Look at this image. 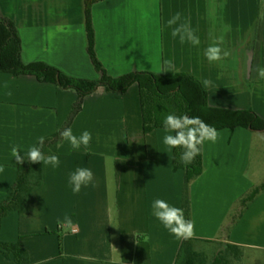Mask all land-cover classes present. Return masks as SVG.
I'll return each mask as SVG.
<instances>
[{"label":"crops","instance_id":"obj_1","mask_svg":"<svg viewBox=\"0 0 264 264\" xmlns=\"http://www.w3.org/2000/svg\"><path fill=\"white\" fill-rule=\"evenodd\" d=\"M176 13L180 20L169 26ZM3 17L16 20L26 63L97 80L93 51L113 77L191 74L211 82V106L253 109L264 118V78L257 76L264 68V0H0ZM180 24L190 25L198 46L173 37ZM218 41L229 55L209 62L204 53ZM78 99L75 89L35 75L0 72V205L18 178L12 147L28 150L57 132ZM71 130L77 137L89 131V147L74 150L63 141L60 167L43 164V184L22 213L5 217L0 241L19 244L31 264H176L183 239L163 227L152 203L182 208L185 171L175 169L164 127L145 131L140 85L124 93L99 86ZM217 131L215 143L204 142L205 171L192 184L195 247L208 253L213 244L216 254L235 244L249 258L231 264H264V191L244 211L240 203L264 184L246 175L255 142L259 157L264 152V130ZM80 167L91 169L94 181L74 193L69 175ZM0 264L19 263L0 253Z\"/></svg>","mask_w":264,"mask_h":264},{"label":"trees","instance_id":"obj_2","mask_svg":"<svg viewBox=\"0 0 264 264\" xmlns=\"http://www.w3.org/2000/svg\"><path fill=\"white\" fill-rule=\"evenodd\" d=\"M94 65L100 73L97 80L69 76L54 66L43 62L26 63L23 59V41L15 19L3 17L0 20V72L12 73L15 76L35 75L41 81L53 82L65 89H75L79 99L65 125L57 132L45 137L43 151L45 155L60 153L64 141L63 130L73 126L75 118L82 111L85 98L94 93L99 86L107 85L111 91L126 92L138 83L141 87L145 131L151 132L164 127L163 119L169 113L188 114L199 117L216 130L224 128L245 127L251 130H264V118L253 109H232L213 107L209 103V91L195 76L187 73L158 75L150 72L136 71L120 77L111 76L103 63L92 51ZM38 146V143L36 144ZM204 146V144H203ZM191 164L179 161L180 149H175V169L185 171V187L182 209L185 218L193 221L192 184L205 171L204 148ZM27 150H21V155ZM43 184V163L18 164V178L9 196L0 205V235L3 220L12 210L23 212L31 193ZM264 191V184L254 187L241 199L244 211ZM193 236L183 239L176 264H231L234 259L243 257V250L235 244L210 255L197 250ZM61 245L63 243L61 241ZM0 253L15 257L19 264H31L29 254L19 244L0 241Z\"/></svg>","mask_w":264,"mask_h":264},{"label":"clouds","instance_id":"obj_3","mask_svg":"<svg viewBox=\"0 0 264 264\" xmlns=\"http://www.w3.org/2000/svg\"><path fill=\"white\" fill-rule=\"evenodd\" d=\"M181 18L180 13H176L169 21L168 25L176 24ZM173 37L179 36L181 42L186 40L191 42L193 46H198L200 43L199 37L191 29L189 24H180L172 31ZM220 41L210 45L205 56L209 62H220L229 55V52L218 46ZM168 64L167 70H172V63ZM166 70V72H167ZM258 78H264V68L257 70ZM203 85L208 87L210 81L204 80ZM11 95V93H8ZM163 126L168 133L163 137V143L169 149H180L179 161L185 165L191 164L195 158L201 154V149L205 141L215 143L218 140V131L211 125H208L199 117L189 116L188 114L176 115L169 113L163 119ZM62 138L69 142L71 148L78 150L81 145L88 148L92 140V134L85 130L79 137L73 134L70 128L63 130ZM38 146L33 145L21 155V149L13 146L11 155L15 158L17 164L43 163L48 164L53 168L60 167L61 161L58 155H45L43 148L45 146V137L38 138ZM4 167L0 166V173L4 172ZM94 181V174L89 168H77L69 175V185L74 193H80L82 188L89 186ZM153 215L161 222L163 227L172 235L179 239H189L194 235V223L185 218L182 208L170 205L163 199H156L152 203ZM65 223L71 225V220L65 217ZM147 239V237H145Z\"/></svg>","mask_w":264,"mask_h":264},{"label":"rangeland","instance_id":"obj_4","mask_svg":"<svg viewBox=\"0 0 264 264\" xmlns=\"http://www.w3.org/2000/svg\"><path fill=\"white\" fill-rule=\"evenodd\" d=\"M262 146H263V150H264V143ZM258 150L259 149H257V144L255 142L253 154H252V162H251V165L249 167V170H247V172H246V175L250 178L257 179L258 182H256V183H262V182H264V180H263L264 179V152L261 155V157H259V154L257 153ZM256 185H258V184H256ZM254 187H256V186H253L251 188V190L254 189ZM237 208H239V206ZM225 232H226V229L223 228V233H225ZM225 245H227V244L225 243ZM212 247H213V244L211 246H209V245L207 246L208 253L210 255H212ZM221 248H222V245H221ZM243 250H244L243 257H244V260L246 262L247 261L246 258H249V255H248L249 250H247V249H243ZM243 257H242V259H243Z\"/></svg>","mask_w":264,"mask_h":264}]
</instances>
